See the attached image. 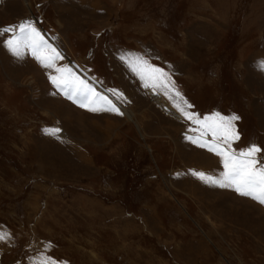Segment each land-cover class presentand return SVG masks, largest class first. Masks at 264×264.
<instances>
[{"label": "rangeland", "instance_id": "obj_1", "mask_svg": "<svg viewBox=\"0 0 264 264\" xmlns=\"http://www.w3.org/2000/svg\"><path fill=\"white\" fill-rule=\"evenodd\" d=\"M24 22L120 114L13 56ZM137 59L169 88L145 87ZM217 113L239 117L231 151L264 150V0H0V264H264V204L193 175L224 171L192 142H212L197 121Z\"/></svg>", "mask_w": 264, "mask_h": 264}, {"label": "snow or ice", "instance_id": "obj_2", "mask_svg": "<svg viewBox=\"0 0 264 264\" xmlns=\"http://www.w3.org/2000/svg\"><path fill=\"white\" fill-rule=\"evenodd\" d=\"M18 31L11 34V38L4 41L5 48L15 57L21 58L23 51L27 49L34 59L46 69H51L56 73L55 76H49L52 85L64 94L73 103L80 107L87 108L89 111H111L120 114L118 109L112 103L97 93L84 80L80 79L67 67H57L56 61L62 57L60 53L52 47L40 33L29 22L21 23L17 26ZM4 34H9L10 29H4ZM134 73L139 75L141 80L149 81L145 87H163L169 88V81L165 73L160 69L152 67L147 62L137 59L129 65ZM175 95H179L175 93ZM181 114L187 120H192L193 116L179 109ZM191 107V105H188ZM238 116L232 115L225 118L220 114H214L211 117H205L203 122L197 121L202 129L201 137L211 135L212 142L203 140H193L200 147L207 149L222 160L224 171L219 178L206 175L203 172L196 173L201 181L220 188H229L243 197L251 198L260 204H264V163L257 159L261 153V148L252 145L239 153L231 151L232 144L239 139V133L236 129L235 121ZM46 134L55 135L59 129H47ZM7 234L0 233V241L6 239ZM42 264H50L49 261H42Z\"/></svg>", "mask_w": 264, "mask_h": 264}, {"label": "bare ground", "instance_id": "obj_3", "mask_svg": "<svg viewBox=\"0 0 264 264\" xmlns=\"http://www.w3.org/2000/svg\"><path fill=\"white\" fill-rule=\"evenodd\" d=\"M26 5L28 6V4L26 3ZM46 34V33H45ZM63 55L64 53L61 52ZM69 63L71 64V66L82 76L84 77L86 80H88L91 84H93L95 87H97L98 89H100L102 92L106 93L103 88L101 86H99V84L97 83V81L95 79H93L86 71L82 70L79 65L76 63V62H72V61H69ZM152 91H150L151 93ZM108 95V94H107ZM156 104L159 105V107L162 109L164 106L165 108L168 106V104L164 101L163 98H154L153 99ZM120 108L122 109V111L124 112V114L126 115V117L129 119V120H132V117H133V113L131 112V110L121 106L119 104ZM164 109V108H163ZM165 110V109H164Z\"/></svg>", "mask_w": 264, "mask_h": 264}]
</instances>
